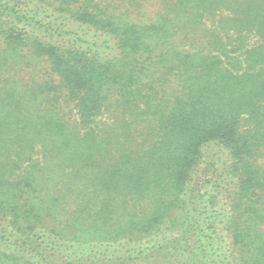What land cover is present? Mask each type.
Here are the masks:
<instances>
[{"label": "trees", "instance_id": "obj_1", "mask_svg": "<svg viewBox=\"0 0 264 264\" xmlns=\"http://www.w3.org/2000/svg\"><path fill=\"white\" fill-rule=\"evenodd\" d=\"M0 264H264V0H0Z\"/></svg>", "mask_w": 264, "mask_h": 264}]
</instances>
